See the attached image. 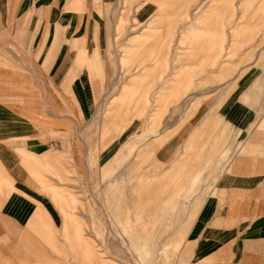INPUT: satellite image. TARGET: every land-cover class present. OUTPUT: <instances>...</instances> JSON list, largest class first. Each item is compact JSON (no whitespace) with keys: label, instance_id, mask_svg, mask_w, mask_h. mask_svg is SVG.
<instances>
[{"label":"rangeland","instance_id":"1","mask_svg":"<svg viewBox=\"0 0 264 264\" xmlns=\"http://www.w3.org/2000/svg\"><path fill=\"white\" fill-rule=\"evenodd\" d=\"M99 8L97 54L0 47V264H208L232 160L264 156V0Z\"/></svg>","mask_w":264,"mask_h":264},{"label":"crops","instance_id":"2","mask_svg":"<svg viewBox=\"0 0 264 264\" xmlns=\"http://www.w3.org/2000/svg\"><path fill=\"white\" fill-rule=\"evenodd\" d=\"M112 1L0 0V35H10L6 38V45L0 44V47L11 57L36 56L40 51L43 58L48 51V42L51 45L58 31L62 33L60 38L83 39L85 49L89 48L97 54L103 40L99 7ZM212 12L214 9L207 10L195 24L200 25L205 16ZM126 23L127 19L121 17L118 29ZM20 28L23 35L18 36L16 30ZM150 38L151 35L138 34L130 40L128 48L141 49ZM126 53L125 61L137 51ZM67 54L62 49L58 53L60 56ZM0 61L3 59L0 58ZM85 72V83H90L87 68ZM142 77L143 74L135 76L132 83L124 87L123 95L132 91L133 84ZM16 85L3 84L0 88L13 89ZM0 96L4 97L5 93L0 92ZM11 134L15 135L13 131H10ZM17 153L22 158L34 157L21 151ZM223 191L222 202L211 212L214 215L212 220L217 221L218 227L212 230L209 241L203 244L202 248L209 251L203 256L209 258L208 264H264V156L234 158L223 183ZM56 194L57 197L64 196L59 192ZM7 230L4 225L0 227V232ZM74 231L75 235L80 234L77 223L74 224Z\"/></svg>","mask_w":264,"mask_h":264}]
</instances>
